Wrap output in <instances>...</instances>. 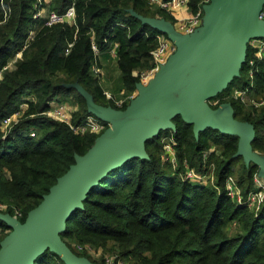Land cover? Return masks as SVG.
<instances>
[{
  "label": "trees",
  "instance_id": "trees-1",
  "mask_svg": "<svg viewBox=\"0 0 264 264\" xmlns=\"http://www.w3.org/2000/svg\"><path fill=\"white\" fill-rule=\"evenodd\" d=\"M70 2L45 0L43 5L45 10L61 13ZM200 3L187 0L186 6L193 13ZM34 4L35 0H0V69L5 67L0 78V121L15 115L7 127L0 124V203L7 206L8 214L11 208L17 209L20 222L73 163V156L83 154L96 136L74 134L65 124L41 115L49 102L73 98L77 105L73 121L85 118L89 114L83 98L63 86L76 82L94 103L124 109L126 103L117 108L104 97L91 65L97 66L100 56L109 57L108 49L117 43L114 61L119 86L129 94L136 83L131 73L150 66L148 49L160 33L128 11L173 23L166 11L147 0H74L73 24L45 25L44 19L32 20ZM150 6L153 10L147 9ZM29 29L33 35L25 41ZM91 41L97 48L95 58ZM19 50L20 56L15 57ZM251 57L246 44L238 77L215 97L247 85L246 63ZM252 69L248 96L264 100V56L253 61ZM19 101L25 106L19 107ZM225 102L235 120L252 125L251 149L264 155V103L248 107L232 99ZM171 122L172 132L159 131L144 143L146 159L125 161L88 191L82 208L65 221L60 240L73 254L93 264H103V257L111 254L108 243L115 250L111 264L124 259L138 264H264V202L252 213L233 205L222 190L225 176L231 175L242 193L247 192L256 167L232 157L236 137L205 128L195 139L191 125L179 116ZM29 129H36V136L29 137ZM169 133L176 142L177 160L185 159L197 171H203L201 154L214 146L205 163L214 165L217 189L183 181L160 164V138ZM231 222L235 223L232 228L238 224L233 233L228 228ZM6 233L0 221V240ZM87 248L94 253L89 254ZM32 264L64 263L44 250Z\"/></svg>",
  "mask_w": 264,
  "mask_h": 264
},
{
  "label": "water",
  "instance_id": "water-1",
  "mask_svg": "<svg viewBox=\"0 0 264 264\" xmlns=\"http://www.w3.org/2000/svg\"><path fill=\"white\" fill-rule=\"evenodd\" d=\"M261 9L264 0H208L201 6L200 26L188 35L179 34L162 18L129 10L141 24L169 40L174 51L145 86L135 83V96L122 110L94 103L76 82L63 85L74 89L83 98L86 112L107 126L83 154L73 156V163L22 222L0 213L7 228L0 240V264H32L44 250L64 264H93L60 240L65 221L82 208L88 191L111 169L131 158L146 159L144 143L159 131L172 132L175 116L191 125L195 139L205 128L236 137L232 157L254 165L264 184V155L250 146L252 125L235 120L228 102L213 109L205 103L238 77L249 39L264 40V22L257 18Z\"/></svg>",
  "mask_w": 264,
  "mask_h": 264
},
{
  "label": "built area",
  "instance_id": "built-area-1",
  "mask_svg": "<svg viewBox=\"0 0 264 264\" xmlns=\"http://www.w3.org/2000/svg\"><path fill=\"white\" fill-rule=\"evenodd\" d=\"M45 0H35L34 11L31 15L32 20L44 19L45 25H51L53 23H65L66 25L73 24L74 20V0H71L70 4L64 9L63 12L57 13L52 10H45L44 4ZM149 4L155 5L158 8L166 11L172 12L178 8H184L187 5V0H147ZM208 0H203L196 10L188 15L187 17L180 19L172 23L173 28L176 32L182 35H188L192 33L197 27L200 26L202 10L201 6L207 3ZM257 18L264 22V9H261L258 13ZM33 35L32 30H28L26 34L25 41L29 40ZM248 47L251 49L252 57L247 60V73L248 83L243 88H232L227 94L220 97H212L205 100V103L210 108H216L219 104L225 102L227 99H232L240 102L241 104L248 107H257L264 103L263 99H255L248 96V90L252 86V76L254 70L252 69L253 61L259 60L264 56V40L252 38L247 42ZM25 46H22L24 48ZM90 48L92 50L93 56L97 54V48L93 41L90 43ZM116 44L113 43L108 49V55L113 60L116 57L115 54ZM174 51L173 44L167 40L164 36H156V44L153 49L149 52L150 56V66L139 72H132L133 77L136 78V83L145 86L158 71L159 66L163 65L167 57ZM15 57L20 56V50L14 55ZM5 67L0 69L1 71ZM90 71L93 75H98L99 70L95 65V62L91 65ZM135 96V90L133 89L129 94L122 98H118L113 101L114 105L119 108L124 103H128ZM25 99V98H23ZM25 104L20 101L19 107H24ZM74 108L65 101H55L51 100L48 104L47 109L41 113V115L55 120L57 122L65 124L74 134H84L90 133L93 135H98L105 128L106 124L100 120L94 118L93 116L87 115L85 118L78 122L73 121ZM14 114L3 118L0 124L5 128L14 119ZM34 134V129L28 130V136L32 137ZM161 148L159 154V162L162 166H166L172 174H176L183 181L198 182L201 185H208L211 188L217 189L214 185V165L213 163L206 164L207 154L214 150V146L207 149L206 152L201 154V161L203 165V171H197L183 159L179 162L176 158L175 145L176 142L173 139L172 134H163L160 138ZM252 188L247 192L242 193L240 187L236 183L235 179L231 175L225 176L222 184V190L224 195L229 199V201L235 206H244L247 209H251L254 213L257 212L262 202H264V184L256 176V173L252 175L251 178ZM7 206L0 203V213H6ZM12 213L9 214L13 218L18 220L20 213L17 209L11 208ZM234 222L229 224V227H233ZM89 254H93V250L89 248L86 249ZM115 255H105L103 257V264H111ZM116 264H119L118 261Z\"/></svg>",
  "mask_w": 264,
  "mask_h": 264
},
{
  "label": "rangeland",
  "instance_id": "rangeland-1",
  "mask_svg": "<svg viewBox=\"0 0 264 264\" xmlns=\"http://www.w3.org/2000/svg\"><path fill=\"white\" fill-rule=\"evenodd\" d=\"M203 0H199V2H202ZM147 9H151V10H153V8L150 6V7H147ZM149 11V10H148ZM150 12V11H149ZM190 13H192V12H190ZM174 23V22H173ZM205 26H206V23H205ZM130 33V32H129ZM136 33V32H135ZM116 44V48H117V43H115ZM153 47H154V44H152L150 47H149V49H148V51L150 52L152 49H153ZM101 57V56H100ZM99 57V58H100ZM98 58V59H99ZM103 61V58H100V62H102ZM114 61V60H113ZM111 64H115L114 65V67H115V69L114 68H112L115 72H114V75H113V78H112V83H111V85L110 86H108V85H105V86H103V84L102 83H100L99 82V80H98V87L99 88H105V89H107L109 92H110V94H112L113 95V99H110L111 101H114V100H116V99H118V98H122V97H124L125 96V94H124V92H121V93H119V94H117V91H118V89H119V79H118V71H117V68H116V63H115V61L113 62V63H111ZM146 67H141V68H136V69H134V72H139V71H142V70H144ZM93 74V73H92ZM132 77H133V75H131ZM102 90H104V89H102ZM22 97H24V96H22ZM61 101H65V102H67V103H69V105L70 106H72L75 110H76V107H77V105H76V103H75V101H74V99L73 98H66V99H64V100H61ZM18 104H20V101L18 102ZM50 119V118H49ZM55 121V120H54ZM36 134H37V132H36V129H34V134H33V136L32 137H34V136H36ZM159 154H160V150H159ZM158 154V155H159ZM237 173V171H236V166H235V169H234V171H233V175H235ZM263 204V202L261 203V205ZM261 205H260V207H261ZM260 207H259V209H260ZM258 209V210H259ZM249 211H251L252 213H254L251 209H248ZM257 210V211H258ZM257 213V212H256ZM234 227V226H233ZM229 228V230H231V232L230 233H233V232H235L236 231V229L238 228V224L236 225V227L235 228H232V227H228ZM108 245V247H109V249H110V252H111V254H108V255H112L113 254V252H115V250H113L112 248H111V246H110V243H108L107 244ZM100 248H98V250L97 251H100L99 250ZM103 251V250H102ZM103 252H105L106 253V251H103ZM108 253H110L109 251H107ZM104 253V254H105ZM118 263L119 264H138V263H136V262H134V261H132V260H130V259H124V260H119L118 261Z\"/></svg>",
  "mask_w": 264,
  "mask_h": 264
},
{
  "label": "crops",
  "instance_id": "crops-1",
  "mask_svg": "<svg viewBox=\"0 0 264 264\" xmlns=\"http://www.w3.org/2000/svg\"><path fill=\"white\" fill-rule=\"evenodd\" d=\"M167 13L172 17L173 22H176L180 19H183V18H185L191 14L189 12V10L187 9V6L184 8H178L175 11L167 12ZM113 62H114L113 59L110 57H107L106 59L103 58L102 62H100V59L97 60V68L99 70V73L96 76L98 77L99 82L103 84V86H105V85L110 86L112 83V78H113V75L115 72L112 69V68L115 69V67H114L115 64H111ZM131 75H133V74L131 73ZM102 89H104V90H102V94L104 95V97L106 99H113V95L110 94V92L107 89H105V88H102ZM121 92H122V89H120V86H119L117 94H119ZM74 111H75V109H74ZM187 182L191 183L193 185H197V186L209 187L208 185H201L200 183H198L196 181L195 182L187 181Z\"/></svg>",
  "mask_w": 264,
  "mask_h": 264
}]
</instances>
